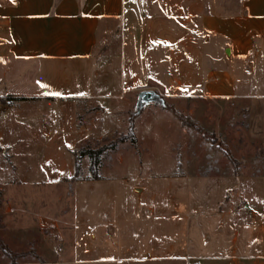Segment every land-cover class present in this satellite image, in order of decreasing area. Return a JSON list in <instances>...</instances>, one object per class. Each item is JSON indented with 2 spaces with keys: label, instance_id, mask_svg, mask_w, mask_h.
I'll use <instances>...</instances> for the list:
<instances>
[{
  "label": "rangeland",
  "instance_id": "1",
  "mask_svg": "<svg viewBox=\"0 0 264 264\" xmlns=\"http://www.w3.org/2000/svg\"><path fill=\"white\" fill-rule=\"evenodd\" d=\"M211 1L232 14L242 3L207 0V10ZM118 31L113 24L107 36ZM215 58L216 67L230 71L233 97L172 95L141 78L95 94L88 87L86 95L45 93L64 96L59 122L47 98H36V140L18 133L22 116L33 112L30 103L0 118V130L11 129L0 159L12 168L0 196V242L15 264H181L187 242L209 244L216 220L229 221L230 232L257 230L253 217L218 215L229 198L241 206L264 190V40L248 56ZM211 70L208 76L218 74ZM139 88L156 91L164 103L137 111ZM84 148L98 152L95 165L87 155L77 161ZM227 179L234 188L217 200L226 185L213 180ZM0 262L11 264L1 250Z\"/></svg>",
  "mask_w": 264,
  "mask_h": 264
},
{
  "label": "crops",
  "instance_id": "2",
  "mask_svg": "<svg viewBox=\"0 0 264 264\" xmlns=\"http://www.w3.org/2000/svg\"><path fill=\"white\" fill-rule=\"evenodd\" d=\"M212 4L207 10V0H0V118L30 103L33 112L29 118L22 116L18 133L36 140L40 120L36 98H47V108L59 122V97L64 96L45 93L85 94L88 87L87 94H95L110 84L135 86L141 78L158 81L172 95L235 96L230 71L214 65L215 55L248 56L255 41L264 40V0H242L236 14ZM113 24L119 31L108 37ZM213 67L216 81L208 76ZM5 127L0 130V145L11 133ZM9 172L8 162L0 159L2 197ZM213 181L222 188L226 185L217 200L234 188L229 186L232 180ZM236 198L226 199L218 216L253 217L257 230L241 226L230 232L229 221L216 220L209 244L199 242V248L200 244L187 242L182 256L193 255L201 264H264V218L255 221L264 216V190L258 201L246 200L241 206L235 204Z\"/></svg>",
  "mask_w": 264,
  "mask_h": 264
},
{
  "label": "trees",
  "instance_id": "3",
  "mask_svg": "<svg viewBox=\"0 0 264 264\" xmlns=\"http://www.w3.org/2000/svg\"><path fill=\"white\" fill-rule=\"evenodd\" d=\"M20 99H23V98H20ZM98 152H93L92 150H89L87 148H84L81 150V152L79 153V155L76 157L77 161L79 160L80 157H83L85 155L89 156L90 157V160H91V165H95L96 162H97V159H98ZM78 170V163L75 164V172H77ZM90 171L94 174L95 173V169L94 167L90 168ZM0 250L2 251V253L6 256V257H9L10 258V261H11V264H15V254L9 252L5 246L0 242Z\"/></svg>",
  "mask_w": 264,
  "mask_h": 264
},
{
  "label": "water",
  "instance_id": "4",
  "mask_svg": "<svg viewBox=\"0 0 264 264\" xmlns=\"http://www.w3.org/2000/svg\"><path fill=\"white\" fill-rule=\"evenodd\" d=\"M150 102H159L160 104L164 103V100L160 97V95L154 90H142L138 93L136 108L137 111L147 103Z\"/></svg>",
  "mask_w": 264,
  "mask_h": 264
},
{
  "label": "built area",
  "instance_id": "5",
  "mask_svg": "<svg viewBox=\"0 0 264 264\" xmlns=\"http://www.w3.org/2000/svg\"><path fill=\"white\" fill-rule=\"evenodd\" d=\"M210 79L212 81H216V76H211ZM85 234H87V232H85ZM184 261L186 262V264H201L199 258L193 256V255H186L184 256Z\"/></svg>",
  "mask_w": 264,
  "mask_h": 264
}]
</instances>
